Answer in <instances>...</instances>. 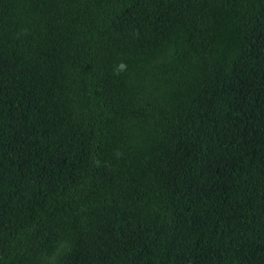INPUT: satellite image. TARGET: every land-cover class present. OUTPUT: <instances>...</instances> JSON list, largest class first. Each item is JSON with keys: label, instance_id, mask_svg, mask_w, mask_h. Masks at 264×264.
<instances>
[{"label": "trees", "instance_id": "1", "mask_svg": "<svg viewBox=\"0 0 264 264\" xmlns=\"http://www.w3.org/2000/svg\"><path fill=\"white\" fill-rule=\"evenodd\" d=\"M0 264H264V0H0Z\"/></svg>", "mask_w": 264, "mask_h": 264}, {"label": "clouds", "instance_id": "2", "mask_svg": "<svg viewBox=\"0 0 264 264\" xmlns=\"http://www.w3.org/2000/svg\"><path fill=\"white\" fill-rule=\"evenodd\" d=\"M126 67L127 66L123 62H121L120 64H118V66H117V73L116 74H119V72L126 70Z\"/></svg>", "mask_w": 264, "mask_h": 264}]
</instances>
